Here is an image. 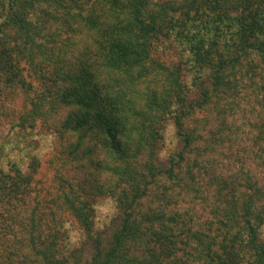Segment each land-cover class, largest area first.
<instances>
[{
  "label": "trees",
  "instance_id": "trees-1",
  "mask_svg": "<svg viewBox=\"0 0 264 264\" xmlns=\"http://www.w3.org/2000/svg\"><path fill=\"white\" fill-rule=\"evenodd\" d=\"M25 131L55 186L0 159V264H264V0H0V155Z\"/></svg>",
  "mask_w": 264,
  "mask_h": 264
},
{
  "label": "rangeland",
  "instance_id": "rangeland-1",
  "mask_svg": "<svg viewBox=\"0 0 264 264\" xmlns=\"http://www.w3.org/2000/svg\"><path fill=\"white\" fill-rule=\"evenodd\" d=\"M198 93L195 91L192 96H196ZM197 116H202L201 114H198ZM5 127V126H4ZM155 127L158 129V133L160 136H162L161 140V153L164 154L165 158L161 159L160 157L157 158V162L169 165V162H167V157L181 149H183V143L179 140V138L174 134L173 126L170 122L168 124H163V122L156 123ZM7 130V128H6ZM4 129L3 134L6 132ZM27 133V131H25ZM35 132V131H34ZM16 133V132H15ZM13 136V139L12 137ZM20 136V137H19ZM23 137V138H22ZM1 138L3 140H7L11 138L12 143L9 146V148L2 150V153L0 155V159H3L6 161V159L14 158V157H20L22 163L25 165L26 168L32 169V161L34 162V158L39 161V165L37 167V170L34 174L35 177V189L43 194L44 196H49L50 192L53 191L55 186V178H54V171L55 167L58 163V160L56 159V152L53 151L52 145L49 142V139L46 137H42L41 134L38 135H31L29 137L28 133L22 136L20 132H17L14 135L8 134L6 137L1 135ZM161 138V137H160ZM24 140L23 143L19 144L18 146L15 144L17 143V140L21 141ZM159 139L158 142L159 143ZM160 146V145H159ZM155 149V148H154ZM146 154L141 153L138 161L143 162L146 158ZM157 156V154H156ZM155 156V157H156ZM159 156V155H158ZM95 203V209H97V219L100 220L105 219L108 223L111 221V226L108 227V225L103 224L101 221H99V224L105 229L108 234L106 236H109V233L117 227L118 225V214L116 215V208L114 205V202L111 198H106L104 196H98L96 198ZM65 219H71L70 215L64 214ZM108 218H111L109 220ZM66 227L68 226L72 232L70 233H77L76 232V224L71 223L70 220L66 223ZM92 253V248L89 245H86L85 248L81 252L80 259L81 261H85L90 254ZM71 260V259H70ZM71 264V261L70 263ZM73 264V263H72Z\"/></svg>",
  "mask_w": 264,
  "mask_h": 264
}]
</instances>
